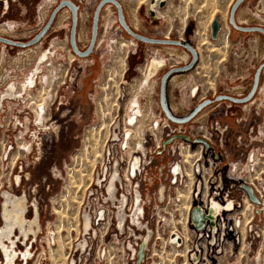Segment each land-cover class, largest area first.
Returning a JSON list of instances; mask_svg holds the SVG:
<instances>
[{
	"label": "rangeland",
	"instance_id": "1",
	"mask_svg": "<svg viewBox=\"0 0 264 264\" xmlns=\"http://www.w3.org/2000/svg\"><path fill=\"white\" fill-rule=\"evenodd\" d=\"M59 1L0 0V34L14 40L31 39L47 24ZM74 1L80 6L78 44L84 49L89 44L94 11L100 1ZM119 1L134 31L151 37L174 38L181 44L185 41L197 51L198 59L191 69L176 71L167 78L166 96L170 111L184 117L206 98L216 102L186 123L174 122L166 116L167 119L160 96L162 77L168 70L184 66L189 61L168 50L186 52L187 49L180 44L146 43L136 39L120 24L117 7L112 3L105 5L101 12L97 44L88 57L78 56L71 48L72 13L68 7L58 13L46 36L38 43L15 50L0 44V194L4 190L16 195L25 192L29 204L38 203L42 227L36 242L27 243L33 246L27 261L24 260L26 264H53L55 260H58L56 264H128L120 249H123V241L127 244L135 240L130 230L133 226L127 222L124 231L118 234V199L107 195L103 186H94L93 182L96 170L101 168L107 138L112 136L108 145L118 144L113 140L118 133V126L115 127L120 119V133L124 132L127 105L131 100L134 107L138 101L139 107L138 96L144 107L141 116L144 134L148 133V122L152 119L164 123V136L168 132L179 135L186 131L189 136L202 131L213 136L215 151L225 156L221 166L225 181L231 179L238 186L239 181L248 182L253 175L256 182L264 175V167L253 166L256 162L261 164L264 159V67L257 93L249 103L231 107L230 101L217 100L221 95L249 92L257 68L264 62V46L262 53L258 50V42L264 45V33L242 32L233 26L229 15L235 0H167L161 4L164 9H160V3L157 5L160 15L156 16L150 12L151 0H138V3L137 0ZM263 2L244 0L236 12L238 23L264 27ZM109 6L111 12L108 15ZM65 9L70 14L59 23V16ZM242 11L252 15V20L240 21ZM216 16L221 20L220 39L219 34L216 39L211 37L210 27ZM83 32H86L85 36L81 37ZM39 44V51H55L54 60L45 62L25 99H2L1 91L5 90L7 83L15 82L21 94L22 81L36 66L34 59L26 61V53ZM220 48L225 49L222 51L224 56L217 53L216 49ZM156 51L166 58L167 65L149 86H145L144 64ZM49 71L54 72L51 84L47 77ZM42 75L44 83L50 84L49 92L41 90ZM176 75L187 76L182 83H174ZM151 87H156L155 93ZM146 88L150 89V98ZM40 90L44 99L38 103L46 107L45 119L38 123L31 97L37 96ZM158 101L164 114L160 113ZM174 102L183 110H174ZM99 103L102 117L98 112ZM137 110L132 109L130 115H135ZM228 125L234 133L225 130ZM89 128L94 129L95 142L85 146L84 134ZM21 137L31 143V149L25 155L23 145L18 141ZM198 138L201 140H193L194 146L201 142L208 146L210 139L207 142ZM255 208L251 201L242 207L244 214L250 217ZM131 209L126 207L128 213ZM87 218L92 224L88 233L83 230ZM258 218L251 221L258 225L255 231L247 236L244 234L243 239L240 234L232 252L222 251L217 258L208 256L200 264H264V220ZM134 229L138 235L140 230ZM50 235H55V239ZM81 242L84 247L79 246ZM59 243L63 244L60 249L63 256H57L55 248ZM167 247L169 250L163 253L155 252L150 264H191L186 248ZM20 262L19 258L17 263ZM5 263L1 255L0 264ZM129 264H132L131 260Z\"/></svg>",
	"mask_w": 264,
	"mask_h": 264
},
{
	"label": "built area",
	"instance_id": "2",
	"mask_svg": "<svg viewBox=\"0 0 264 264\" xmlns=\"http://www.w3.org/2000/svg\"><path fill=\"white\" fill-rule=\"evenodd\" d=\"M155 77L158 76L154 75L147 82L144 79L145 86H149ZM157 85L159 87L158 82ZM151 89H154L155 93L156 87ZM146 91L150 98V89L146 88ZM138 99L141 112L136 111L137 114L130 115L133 105L130 100L124 123L126 129L120 133L119 119L115 127L118 126V133L113 136V140L118 141V144L108 145L112 136L107 138L103 148L101 168L96 170V179L93 182L94 186H103L107 195H111L115 200L118 199V234L124 231L127 222L133 226L130 230L135 240L131 243L128 241L127 244L123 241L121 254L126 256L128 264L130 260L132 264H150L153 262L155 252L163 253L169 250L167 246L184 247L191 264H200L203 260H207L208 256L217 258L222 251L232 252L240 234L243 239L244 234L247 236L248 233L255 231V226L258 225L251 221L256 217H259V221L264 220V185H262L264 175L260 176L257 182L253 175L248 182L239 181L238 186L231 179L225 181L221 171L225 156L222 152L215 151L213 136H207L202 131L196 132L201 135L194 133L187 136L188 133L183 131L180 132L182 134L178 133L179 135L168 132L164 136L162 133L164 123L160 119H152L148 122L150 124L148 133L144 134L145 129L141 128L144 107L139 96ZM158 105L160 113L164 114L159 101ZM137 107L135 105L133 108L136 110ZM145 110L147 111V108ZM131 117H134V121H130ZM198 137H202L207 142L210 139L208 146H205L206 142H201L195 147L193 140ZM262 160L261 164L256 162L257 164L253 166L263 168L264 159ZM115 172L118 175L110 193L108 184ZM20 183L21 179L17 184ZM247 187L252 188L258 201L251 199ZM4 192L11 193L9 190H4L0 194V209L5 202ZM16 196L26 197V194L24 192L23 195ZM248 201L256 206L251 217L245 215L242 209ZM28 202L27 199L25 215L28 220H32L38 211V224H35L37 233H31L28 238L14 234L17 255L13 264H16L19 258L21 262L17 264H26L25 261L29 256L25 258L23 254L26 250L32 253L33 246L27 243L36 242L42 229L38 203ZM214 203H218L220 208L214 217H211L210 209ZM126 207L132 208V211L128 213ZM195 211L199 213V220L194 219ZM123 214L125 215L121 224ZM1 226L0 212V228ZM134 228L140 230L138 235ZM174 235L179 237L180 244L172 242ZM0 254L5 261L1 249Z\"/></svg>",
	"mask_w": 264,
	"mask_h": 264
},
{
	"label": "flooded vegetation",
	"instance_id": "3",
	"mask_svg": "<svg viewBox=\"0 0 264 264\" xmlns=\"http://www.w3.org/2000/svg\"><path fill=\"white\" fill-rule=\"evenodd\" d=\"M263 4H264V2H263ZM8 5L10 7V4H8ZM157 5H158V3H156V5L154 6V8L156 10L157 15L158 14L160 15V13H159L160 10L157 9L158 8ZM107 9L106 10L108 11V15H109L110 12H111V7L109 6V7H107ZM69 14H70L69 10L68 9H65L60 14V16H59V23L62 22L64 20V18H66ZM45 15H46V13H45ZM81 18H82V20L85 19V16H84L83 13H81ZM252 18H253V16L250 15L248 12H245V11H242L241 14L239 15V20L242 21V22H246V21L249 22L250 20H252ZM229 20H230V15H229ZM240 25H242V26H254V25H248V24L247 25H244L242 23ZM238 30L239 31H242V32H245V31L240 30V29H238ZM85 33L83 32L81 34V37L82 36H85ZM221 34L222 33H220V35ZM220 35H219V39H220ZM4 36H6V35H4ZM226 36H227V40L229 42L228 34H226ZM6 37H10V36H6ZM169 39H174V38H169ZM16 40H19V41H27L28 39H26V40L16 39ZM0 44H4L6 47H8L11 50H15L17 48H23L21 46L13 45V44L6 43V42H3V41H0ZM40 45L41 44H39L36 48H33L31 51H28L26 53V61H28L29 59H34L35 62H36V66L34 67V69L32 70V72L22 81V83H21V90H20L21 91V94H19L18 86H17V84L15 82L7 83L8 86L5 88V90H2L1 91V98L2 99L7 98V99H14L16 101H19L20 99H25V94L28 91H30V89H32L34 87V85H35V83L37 81L36 75L43 70V67L45 65V62L47 60H54L53 57L55 56V51L54 50L45 51L43 49L39 51ZM186 45H189V44H187L185 41H182V44H180V46L185 47L187 49L186 52H181L178 49H176V50H178L176 52L173 51V49H169L168 51L171 52V53H177V55L180 58H183L186 61L189 60L188 63L185 64V65H189L192 62L193 58H194V54H193V52L189 48H187ZM259 46L262 47L264 45L261 44L260 42H258V50H259ZM160 54H161L160 51H156L154 53V55L152 56V58H149L148 61H147V63L144 64V68H143V74H144V76H145V72H146V67L149 65V63L151 61H154L158 65H161L162 66L159 70H161L163 67H165L167 65L166 58H163ZM186 76L187 75H176L173 78V82L174 83H182L185 80ZM47 77L50 79L49 82L51 84V80L54 77V72L49 71ZM41 79H42L41 80V83H42V89L41 90H44L45 89V90H47V92H49V89L48 88L50 87V84L44 83V81H43L44 75H42ZM254 84H255V77H254V82L252 84L251 89L248 90L249 92H247V93H245L243 95H236V94L234 95V94H232L233 95L232 97L237 98V99H242V98L246 97L252 91ZM41 90H40V92H39V94L37 96L31 97V99L35 103V109L37 110V114L38 115L36 117V120H37L38 123L43 122V120L45 119L44 112H45V107L46 106L43 103H38V102H40L41 100L44 99L43 98V93H42ZM256 93H257V90H256L255 94ZM209 100H212V101H210L206 106H204L197 114H199L200 112H202L209 105L214 104V102H216L215 99L206 98V101H209ZM221 100H228V101H230L231 102V107L239 106L241 104H246V103H249L250 102V101H248V102H245L244 103V102H239V101H236V100H233V99H230V98H224V99H221ZM134 104L135 105H138V101H135ZM200 104L201 103H197L193 107V109L191 110V113ZM99 106H101L100 103H99ZM99 106H98V109H99V115H100V107ZM172 106H173L174 110H176V111H182L183 110L182 106L179 105V104H177V103H175V102L173 103ZM139 107H137L138 108L137 111L138 112H141V110H140ZM132 109L134 110L133 107H132ZM230 112H231V114H234V111H232V109L230 110ZM135 114H137V113H135ZM130 121H134V117H131L130 118ZM216 129H218V131H220V129L218 127H216ZM231 129H232L231 125H228V126L225 127V130L234 133L233 132V129L232 130ZM87 131H88V129H87ZM86 133L87 132H85V134ZM85 134H84V138H85ZM18 141H19L20 144L23 145V151H22V153H24V155H25V153L28 150L31 149V143L29 141H27L23 137L19 138ZM17 178L19 179V176H17ZM114 179H115V177H113L112 180H111V182H110V188H109L110 192H111V189H112V186H113ZM4 194L6 195V200L4 202V211H3L4 213H3V216H4L5 220L7 221V223L4 225L3 229H0V245H1L0 249L3 252V254L5 255V261H6L5 264H13L14 261H15V259H16V255H17L16 248H15L17 242H16V239L13 237L14 234L16 236L18 234H19V236L22 235L25 238H28L31 233L36 234L37 232H36L35 224H38V219H39L38 217L39 216H38V211H37L35 217L32 220H30V219L28 220L27 219V215H25L27 205L25 204L24 198H17L16 196L12 195L10 192H4ZM212 206L216 210L215 213L220 208V206H219L218 203H214ZM137 209H138V207H137ZM86 216H88V215H86ZM88 219L89 218H87V222H86V225L87 226H89V224H90V220H88ZM186 229L187 228H185V230ZM50 236L53 237L52 238L53 240L55 239V235H50ZM178 241H179V239H178ZM79 246L80 247H84V244L81 242L79 244ZM57 248L58 247H56L55 249L57 250ZM176 251H178V250H176ZM23 255H24L25 258H27L30 255V251L29 250H26V252H24ZM57 261L58 260H55L53 264H56Z\"/></svg>",
	"mask_w": 264,
	"mask_h": 264
},
{
	"label": "water",
	"instance_id": "4",
	"mask_svg": "<svg viewBox=\"0 0 264 264\" xmlns=\"http://www.w3.org/2000/svg\"><path fill=\"white\" fill-rule=\"evenodd\" d=\"M244 0H235L234 3L231 6V12H230V22L233 24L234 27L237 29L243 30V31H260L264 33V27L263 26H242L238 23L236 19V12L237 9L240 7V5L243 3ZM165 1H162L164 3ZM108 3H112L116 5L117 10H118V18L120 24L125 28V30L131 34L133 37L136 39L146 42V43H159V44H181V41L176 40V39H167V38H157V37H151L143 33L136 32L132 29V27L128 24V20L126 18V14L124 11V7L122 3L119 0H100L98 3L94 15H93V22H92V27H91V38L88 46L85 49H82L79 44H78V26H79V21H80V6L74 1V0H60L59 3L56 5L54 10L52 11L50 18L47 22V24L38 32L36 33L31 39L28 41H19V40H14L13 38L6 37L2 34H0V41L10 43L13 45H18L21 47H28L32 46L44 38L51 27L52 23L54 22L55 18L57 17L58 13L64 9L65 7H68L71 10L72 13V25H71V30H70V35H69V42L71 45V48L75 54L81 57H88L91 55L94 51V48L97 44L98 40V35H99V29H100V18H101V12L104 8L105 5ZM221 29V20L219 16H216L214 20L212 21L211 24V37L213 39H216L218 37V34ZM194 54V58L192 62L189 65H184L180 67H174L170 70H168L162 77L161 80V103L164 111L166 112L167 116L174 122L178 123H186L193 119V117L205 106L207 105L211 100L209 101H204L202 102L191 114L184 116V117H179L176 116L175 114L170 111L167 103V96H166V81L167 78L174 72L176 71H186L188 69H191L194 63L198 59V54L196 49L191 46V45H186ZM264 67V62L260 65L258 68V71L256 73L255 77V84L252 89V91L244 98L242 99H237L232 97L231 95H221L217 97V100L222 99V98H230L239 102H247L252 97L254 96L256 90L258 89L259 81H260V75H261V70ZM200 141L201 139L198 138L196 139ZM247 190L252 198L253 201H258L257 198L254 196L252 188L247 187Z\"/></svg>",
	"mask_w": 264,
	"mask_h": 264
},
{
	"label": "bare ground",
	"instance_id": "5",
	"mask_svg": "<svg viewBox=\"0 0 264 264\" xmlns=\"http://www.w3.org/2000/svg\"><path fill=\"white\" fill-rule=\"evenodd\" d=\"M139 1H141V0H139ZM162 1H167V0H151V2H150V6H151V8H150V12L153 14V15H157V13H156V10H155V8H154V6L156 5V3H160V9L161 8H164V7H162L161 6V4H162ZM137 3H138V0H137ZM211 28V27H210ZM220 35V34H219ZM229 42L227 41L226 42V45L228 44ZM206 44V43H205ZM262 44V43H261ZM207 47V46H206ZM203 48V47H202ZM223 50H225V49H216V51H217V53H219L220 54V56H224L225 54L224 53H222V51ZM262 51H263V47H261V46H259V52L260 53H262ZM156 66H155V65ZM162 66L161 65H158L157 63H155L154 61H151L150 63H149V65L146 67V72H145V80H146V82L147 81H149L154 75L155 76H158V74H159V71H161V70H159L160 68H161ZM164 68V67H163ZM159 70V71H158ZM100 107V117H102L103 116V114H102V106H99ZM99 112V111H98ZM87 133L85 134V138H84V143H85V146L87 145V144H94V140H93V132H94V129H92V128H90V129H88V131H86ZM94 141V142H93ZM118 174L115 172L114 174H113V176H112V178L113 177H115V179H116V176H117ZM115 179H114V181H115ZM112 180V179H111ZM111 182V181H110ZM110 182H109V188H110ZM109 188H108V190H109ZM112 190V189H111ZM109 192H110V190H109ZM111 193V192H110ZM11 194L12 195H14V196H16L14 193H12L11 192ZM4 196H5V200H6V195L4 194ZM17 198H24V200H25V204L27 205V198L25 197V196H16ZM252 199V198H251ZM4 211V204H3V207H2V209H0V212H1V219H2V226H1V228L0 229H3V227H4V225L7 223V221L5 220V218H4V216H3V212ZM215 209L213 208V206H211V209H210V216L211 217H214V215L216 214L215 213ZM218 211V210H217ZM124 215L125 214H123V216H122V218H121V224H123V220H124ZM194 219L195 220H199L200 218H199V213L197 212V211H195L194 212ZM86 222H87V220H86ZM86 222H84V224H83V230H84V232H89L90 230H91V226H92V224H91V222H90V224H89V226H87L86 225ZM178 239H179V237H177L176 235H174V238H172V242H174V243H178L177 241H178ZM178 244H180V243H178ZM0 247H1V245H0ZM62 247H63V244L62 243H59V247H58V249H57V252H58V255L57 256H60V255H62V252H60V249H62ZM63 256V255H62Z\"/></svg>",
	"mask_w": 264,
	"mask_h": 264
}]
</instances>
